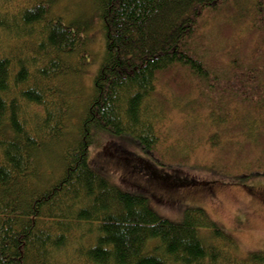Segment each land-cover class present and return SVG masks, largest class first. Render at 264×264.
Segmentation results:
<instances>
[{"label": "trees", "instance_id": "trees-1", "mask_svg": "<svg viewBox=\"0 0 264 264\" xmlns=\"http://www.w3.org/2000/svg\"><path fill=\"white\" fill-rule=\"evenodd\" d=\"M25 2L0 5V264H264L262 251L239 258L234 236L203 208L188 207L178 222L163 217L149 196L120 187L90 155L100 142L101 154L115 156V165L122 153H138L133 159L151 167L156 183L174 189L217 183L196 180L180 167L221 168L236 179L229 182L264 174L261 160H253L238 176L236 162L219 155L229 150L223 135L237 138L236 122L252 133L242 147H259L264 105L256 122L252 110L264 96V63L248 71L228 52L230 63L212 67L215 57L202 37L210 16L232 27L250 25L263 47L253 49L250 61L263 58L264 0H82L101 21L105 50L77 120L73 107L89 25L79 6L78 17L66 19L57 15H70L60 0ZM251 76L261 79L255 84ZM193 79L219 87V103L198 117L202 124L213 117L221 132L206 141L184 135L177 145L186 150L173 155L163 145L182 127L172 117L193 110L175 104L189 96L193 86L186 80ZM217 96L208 99L214 103ZM209 148L218 161L199 160L198 150ZM137 165L128 166L135 172ZM202 232L210 233V244Z\"/></svg>", "mask_w": 264, "mask_h": 264}, {"label": "rangeland", "instance_id": "rangeland-1", "mask_svg": "<svg viewBox=\"0 0 264 264\" xmlns=\"http://www.w3.org/2000/svg\"><path fill=\"white\" fill-rule=\"evenodd\" d=\"M25 1L26 0H20V2L10 3L8 0H0V5L3 7L10 5L16 8L17 6L22 5V3L24 4ZM87 4L88 3L82 2V0H60L59 6L62 7L61 11L65 10L66 12H70V15H66L65 12L61 13L60 11L57 13L58 16H63L66 19L75 18L76 16L78 17L77 14L79 6L82 10L81 14L85 16L86 25H89L86 33V36L88 37L86 45L87 51L84 53L87 59L80 67L81 71L78 73L79 76L77 79L76 90L79 93V98L75 101L76 104L75 107H73V116L75 115V119L77 118L78 113H81V107L88 102V99L93 93L92 87L95 80L94 78L99 70V66L101 65L102 56L105 50V35L103 33L101 21L97 14H89L91 11L89 12ZM235 6L240 10H243L241 2ZM229 19L231 22L235 21L234 18ZM207 20L209 25L207 30L208 32H204L202 37L203 39H207V51L210 52L209 55L216 58L211 61L212 67L218 63V69H221L226 63H230L227 60V53L230 52L229 56H232L231 58L233 61L239 58L240 62L247 67L248 71L257 68L261 69L258 64L264 63V57L261 59L257 57L255 62L250 61L252 56L251 54L254 51L253 49L256 48V46H260L259 44H256L255 37L258 33H253L254 28H251L250 25L244 27L240 24L232 27L230 24H225L224 19L214 20L211 16L208 17ZM82 22L84 23V21ZM239 30H243V33H240ZM260 41L264 42L263 39H260ZM233 70L234 69L232 68L231 72H233ZM240 71L241 70L238 69L237 73H239V75L241 74ZM251 72L253 73V71ZM242 73L246 72L242 71ZM262 74H264V71ZM257 77L258 80L255 79V76H251L250 82L257 84L258 82L256 83V80L259 81L261 79L259 76ZM263 78L264 75L261 80H263ZM245 80L247 81V79ZM186 81L193 86V89L190 91L189 96L184 98L183 101L175 100V104H179L183 107H192L193 110H187L186 112L188 114L183 112L179 116L175 114L172 117V119H175V122L179 123L182 127H179L178 129L175 127V130L177 131L172 128L173 138L163 145V150L166 149L173 155H180L182 154L181 151L186 150H180L177 145V142H180L179 139H181L184 135L193 134L196 135L198 139L206 141L209 140L212 135H215L217 132H221L218 125L216 126L218 122H215L213 117L212 122H208L206 124H202L200 122L203 121L204 118L198 117L201 113H204V111L200 110L206 107V112H211L213 108L210 104L219 103V97L221 96L219 95L221 93L218 89L219 87L217 86L215 90L210 88L208 89L204 84V81L201 82L195 79H193V81ZM221 86L223 85L221 84ZM205 96L206 98L204 99ZM212 96H217L218 99L215 100L214 103L212 100L208 99ZM257 97L258 96H255V98ZM259 98L261 99V103L259 104H257V100L254 101L255 99H253V101L258 105V108L255 107L252 110V114L254 115L253 120L255 119V122L256 120L258 121L259 118H262V116L259 117L258 110L260 104L264 105V96L263 98L262 96ZM229 106L232 108L233 105L229 104ZM262 110L264 112V106ZM39 111L41 112V110ZM216 114L217 112L215 113V116ZM248 118L249 117H246L244 120H247ZM250 121L251 118L249 119V123ZM195 122L199 124L196 123L193 125ZM233 124L234 123H232V125ZM233 129L236 131V134H234L233 137L237 138H226V136L223 135V144H227V148L229 150L223 149V151L219 152V155L222 160H232L233 162H236L237 169L234 171L235 173H238L239 171L236 175L241 176L242 174H245L243 168L248 166L249 162H252L253 160H261L260 164H264V144L259 143L261 138H264V133L261 132L260 137V134L256 136L257 141L255 142L259 145V147H257L256 144L242 147L243 145L248 144L245 136L249 134L250 136L252 135V133H250V128L246 125H241L240 122H236L233 125ZM224 133L227 136L229 135L227 134V127H224ZM104 143L105 142H100V145H96L90 152L94 165L98 168H102L104 173L111 177L114 182L120 185V187H123L126 190H135L142 194L145 193L149 196L152 207L158 210L160 215L166 218L168 217L174 222H178L183 219V214L188 207H201L208 215H211L219 226H222L231 236H234L233 240L237 246L234 251L237 250L236 255L239 258L244 259L251 253H255V251L264 252V174H254L251 178H246L241 182H229L228 180L236 179H228V176L224 175L225 171L221 168H216L215 172H211L210 170H206L205 167L201 165L197 168L180 167L185 172H188L190 177H193L196 180L198 178L205 181H217V183L213 182L208 183V185H198V187H189L187 189H182L179 185H177L174 189V187L157 184L156 182L159 180L158 175L156 174V177H152V174H155H149L150 171H152L151 167L146 166L145 170L141 164L138 163L139 161L136 162V160L133 159V156H135L136 159L141 157V155H137L138 153H133L129 150L128 151L131 155L127 152L122 153L127 159L125 160V158L120 157L118 161L120 165H115V162L113 161L115 156L110 158L103 157L104 155L101 154L103 153L101 152L102 148L105 146ZM110 149L111 148H109V150ZM138 152L141 153L140 151ZM217 153L218 152L212 154V149L209 148L207 151L199 149L197 155L200 158V161L210 162L212 158L215 161L219 160ZM134 162L138 165L135 172H132L128 165H131V163ZM125 163L128 165H125ZM59 172L60 171H57L55 175L59 174ZM224 178L226 181H224L223 184L219 183L221 181L223 182ZM255 196H260L263 203ZM201 236L208 240H206L208 244L211 243L209 240H211L212 237L209 232H202Z\"/></svg>", "mask_w": 264, "mask_h": 264}]
</instances>
